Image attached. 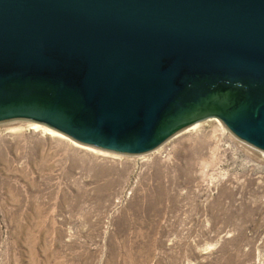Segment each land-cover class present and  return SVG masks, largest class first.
I'll list each match as a JSON object with an SVG mask.
<instances>
[{
    "label": "water",
    "instance_id": "95a60500",
    "mask_svg": "<svg viewBox=\"0 0 264 264\" xmlns=\"http://www.w3.org/2000/svg\"><path fill=\"white\" fill-rule=\"evenodd\" d=\"M208 118L264 149V0H0V122L139 154Z\"/></svg>",
    "mask_w": 264,
    "mask_h": 264
},
{
    "label": "rangeland",
    "instance_id": "374dc122",
    "mask_svg": "<svg viewBox=\"0 0 264 264\" xmlns=\"http://www.w3.org/2000/svg\"><path fill=\"white\" fill-rule=\"evenodd\" d=\"M31 122H0V264H264V149L219 119L139 154Z\"/></svg>",
    "mask_w": 264,
    "mask_h": 264
},
{
    "label": "bare ground",
    "instance_id": "6f19581e",
    "mask_svg": "<svg viewBox=\"0 0 264 264\" xmlns=\"http://www.w3.org/2000/svg\"><path fill=\"white\" fill-rule=\"evenodd\" d=\"M31 124H33V126H31V128H36V127H41V126H42L41 124H39V123H35V122H31ZM198 124H199V122H196V123L190 125L187 129L194 128V127H196ZM43 129H44V130H47L48 133H54V134H58V135L64 136L62 133L57 132L56 130H53L52 128L44 127ZM187 129H186V130H187ZM78 145L83 146L84 148H87V149H91V150L94 149L93 147L85 146V145H83V144H82V145H81V144H78Z\"/></svg>",
    "mask_w": 264,
    "mask_h": 264
},
{
    "label": "trees",
    "instance_id": "16d2710c",
    "mask_svg": "<svg viewBox=\"0 0 264 264\" xmlns=\"http://www.w3.org/2000/svg\"><path fill=\"white\" fill-rule=\"evenodd\" d=\"M222 87L224 90H227V89H233V88H243L244 89V85L242 83H240V81H224L223 83H221ZM241 91V90H240Z\"/></svg>",
    "mask_w": 264,
    "mask_h": 264
}]
</instances>
